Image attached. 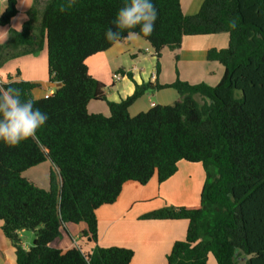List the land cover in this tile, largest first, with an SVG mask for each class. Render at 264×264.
I'll use <instances>...</instances> for the list:
<instances>
[{"label": "trees", "instance_id": "obj_1", "mask_svg": "<svg viewBox=\"0 0 264 264\" xmlns=\"http://www.w3.org/2000/svg\"><path fill=\"white\" fill-rule=\"evenodd\" d=\"M153 2L158 18L146 40L158 72L163 51L179 49L186 37L229 35L226 49L208 52L225 69L217 85L136 84L132 96L108 101L87 60L112 48L104 32L122 0H34L22 28L11 29L0 45V69L47 50L50 82L60 85L37 99L38 83H0L19 88L49 116L34 137L12 147L0 143V222L18 264H131L130 249L96 247L86 254L52 244L68 224L81 223L83 238L98 243L99 208L114 204L128 182L170 180L182 161L204 166L200 205L165 206L141 218L188 221L186 239L174 244L168 264H209L211 255L217 264H264V0H204L193 16L182 0ZM18 15V0H9L0 27ZM164 88L177 91L176 103L130 114L144 94ZM93 101L106 102L110 115L90 113ZM46 164L48 188L26 176ZM24 230L36 234L29 250Z\"/></svg>", "mask_w": 264, "mask_h": 264}, {"label": "crops", "instance_id": "obj_2", "mask_svg": "<svg viewBox=\"0 0 264 264\" xmlns=\"http://www.w3.org/2000/svg\"><path fill=\"white\" fill-rule=\"evenodd\" d=\"M6 2L8 4L9 0ZM203 2L204 0H182L185 14L187 16L198 14ZM33 5L34 0H18L19 15L10 26L0 27L1 46L7 42L11 29L20 30L22 28L28 20V12ZM3 6L0 4V7ZM4 12L0 14V18ZM228 45L229 35L227 33L186 37L179 49L163 51L160 59L161 70L158 72V58L148 41L142 40L132 47H128L125 42L123 47L110 48L106 52L89 58L87 65L90 75L104 84L107 100L120 102L135 93L136 84L159 83L166 86L180 79L190 84L205 82L212 86L217 85L225 69L219 63L209 61L208 52L211 49H226ZM42 54L37 57L24 56L14 59L0 69V72L5 77L7 75L5 72H20V77H12V81H29L40 84L41 88L34 92L37 99L44 98L47 94H54L60 85L50 82L48 61L46 65L45 56L43 57ZM41 58L42 62H40ZM129 74L132 75V79ZM51 87L54 89H50ZM178 98L179 95L173 88L150 90L135 102L130 108V114L135 117L140 113L150 111L156 105H173ZM89 111L94 114L110 115L106 102L93 101L89 105ZM199 165L181 162L178 173L162 184L159 183L157 176L145 186L136 182L126 183L114 204L103 206L97 211L98 243L89 242L83 238L82 232L87 229V225L81 223L77 225L76 228L80 227L77 231L70 228L73 224H68L61 237L52 246L65 252L77 247L86 254H91L96 247H120L134 252L131 264H168L167 257L174 244L186 239L188 221H145L141 218L147 213L163 208L166 204L176 207L198 206L205 183V181L197 183V173L201 169ZM40 167L26 174L28 179L37 185L42 184L40 179L43 178L42 172L45 171V167ZM182 183L186 186L181 185ZM161 195L166 197L163 203H149ZM23 236L22 231L20 232L21 239ZM32 245L24 244V247L29 250ZM0 264H18L16 249L5 236L2 222H0ZM209 264L217 263L209 260Z\"/></svg>", "mask_w": 264, "mask_h": 264}, {"label": "clouds", "instance_id": "obj_3", "mask_svg": "<svg viewBox=\"0 0 264 264\" xmlns=\"http://www.w3.org/2000/svg\"><path fill=\"white\" fill-rule=\"evenodd\" d=\"M75 3V0H71ZM0 14L8 4L0 0ZM158 11L153 0H122L120 7L104 32L105 41L112 47L135 46L140 41L147 42L155 29ZM237 22L231 21L229 27L235 29ZM30 98H22L19 88L0 85V143L17 146L34 137L45 126L49 116ZM85 264H88L85 259Z\"/></svg>", "mask_w": 264, "mask_h": 264}, {"label": "rangeland", "instance_id": "obj_4", "mask_svg": "<svg viewBox=\"0 0 264 264\" xmlns=\"http://www.w3.org/2000/svg\"><path fill=\"white\" fill-rule=\"evenodd\" d=\"M43 2H44V0H42ZM45 52V54H42V53H44ZM44 52H42L41 54L43 55V57L45 56V64L47 65V61H48V58H47V50H44ZM41 54H39V55H41ZM38 55V56H39ZM37 57V56H36ZM42 57V58H43ZM41 58V61L40 62H42V59ZM12 61V60H11ZM44 62V61H43ZM6 65H4V67H5ZM2 69V68H1ZM5 73H7V75H6V77L4 76V75H2L1 74V72H0V83H6V82H8L10 79H12V77H16V78H18V77H20V72H5ZM50 89H54L53 87H51ZM50 91V90H49ZM48 91V92H49ZM182 163H184V164H189V162H186V161H182ZM191 164H193V163H191ZM199 165V164H198ZM48 166H49V169H50V165H48V164H46V165H44V166H41L40 168H42V167H45V171L44 172H42L43 173V178H41L40 179V182L42 183V184H40L41 186H43V187H47L48 188V186H49V170H48ZM200 167L199 168H201V169H199V172L197 173V183L198 184H200L201 182H203V181H206V174H205V169H204V166L202 165V164H200L199 165ZM33 170H36V169H34L33 168ZM201 170V171H200ZM204 183V182H203ZM181 185H184V186H186L184 183H182ZM143 186H145V185H143ZM172 195H174L173 194V191H172ZM165 197V196H164ZM164 197L161 195V196H157V198L158 199H156V200H154V201H151V202H149V203H152V204H158V203H163L164 201H165V199H164ZM166 198V197H165ZM199 203H200V200H199ZM198 203V204H199ZM200 205V204H199ZM198 205V206H199ZM166 206H170L169 204H166ZM165 207V206H164ZM192 207H195V206H192ZM145 221H147V220H145ZM72 225V224H71ZM75 226V227H74ZM77 227V225H72V227H70L72 230H74V231H77L80 227H78V228H76ZM24 232V236H23V238H22V241H23V243L25 244V245H32L33 244V240L35 239V237H36V234H35V232L34 231H32V230H24L23 231ZM209 260L210 261H213V262H216V259L211 255L210 256V258H209Z\"/></svg>", "mask_w": 264, "mask_h": 264}, {"label": "built area", "instance_id": "obj_5", "mask_svg": "<svg viewBox=\"0 0 264 264\" xmlns=\"http://www.w3.org/2000/svg\"><path fill=\"white\" fill-rule=\"evenodd\" d=\"M51 95H53V94H47V95H45L44 97H45V98H49Z\"/></svg>", "mask_w": 264, "mask_h": 264}]
</instances>
